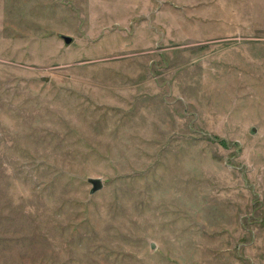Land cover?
<instances>
[{
	"label": "rangeland",
	"instance_id": "obj_1",
	"mask_svg": "<svg viewBox=\"0 0 264 264\" xmlns=\"http://www.w3.org/2000/svg\"><path fill=\"white\" fill-rule=\"evenodd\" d=\"M0 264H264V0H0Z\"/></svg>",
	"mask_w": 264,
	"mask_h": 264
},
{
	"label": "water",
	"instance_id": "obj_2",
	"mask_svg": "<svg viewBox=\"0 0 264 264\" xmlns=\"http://www.w3.org/2000/svg\"><path fill=\"white\" fill-rule=\"evenodd\" d=\"M62 38L65 42H67L70 39V36L63 34ZM86 179L90 182V192L98 189L102 185V181L99 176H88L86 177ZM150 246H152V244H150Z\"/></svg>",
	"mask_w": 264,
	"mask_h": 264
}]
</instances>
